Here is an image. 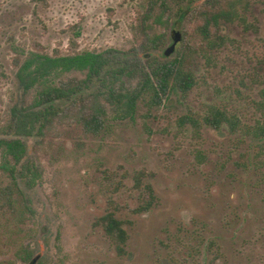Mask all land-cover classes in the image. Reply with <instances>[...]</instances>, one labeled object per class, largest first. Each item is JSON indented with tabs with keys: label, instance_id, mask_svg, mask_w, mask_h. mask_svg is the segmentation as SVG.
Masks as SVG:
<instances>
[{
	"label": "rangeland",
	"instance_id": "obj_1",
	"mask_svg": "<svg viewBox=\"0 0 264 264\" xmlns=\"http://www.w3.org/2000/svg\"><path fill=\"white\" fill-rule=\"evenodd\" d=\"M188 1L194 9L172 26L167 15L157 21L151 0H0V137L13 108L32 100L17 79L30 51L114 50L143 61L149 38L165 35L154 52L163 59L178 30L170 55L185 53L197 79L185 98L172 94L151 110L138 101L129 117L108 106L97 135L67 118L28 137L38 177L17 184L0 171V264H264V138L177 123L209 103L248 125L263 118L254 102L264 87V0L242 1L241 18L210 26L215 46L202 32L215 0ZM147 184L155 205L138 212ZM114 208L129 236L125 255L100 224Z\"/></svg>",
	"mask_w": 264,
	"mask_h": 264
},
{
	"label": "trees",
	"instance_id": "obj_2",
	"mask_svg": "<svg viewBox=\"0 0 264 264\" xmlns=\"http://www.w3.org/2000/svg\"><path fill=\"white\" fill-rule=\"evenodd\" d=\"M151 1L154 7L160 8L157 21L162 23L167 15L166 23L172 26L194 9L190 1ZM224 1L226 4H223ZM242 1L247 0H215L216 8L211 7L204 12L202 32L212 46L220 43L216 44L211 38L208 28L217 26L220 19L233 21L241 18L237 4ZM223 39L219 37L221 43ZM166 40L165 35L149 38L143 46V61L140 58L133 62L118 58L114 50L55 55L30 51L18 63L17 79L20 89L25 94L33 93V97L30 102L12 110L6 136L0 137V171L7 173L17 184L24 178L26 183L33 182L38 172L27 160V138L42 135L57 119L71 118L80 123L87 133L97 135L105 127L108 106L114 107L125 118L135 113L138 101L151 110L161 106L172 94L185 98L197 83L196 75L185 53L178 52L173 57L164 53L163 59L154 54L162 49ZM73 71H84L85 77L81 80L69 78L67 74ZM260 93L262 98L254 103L263 118L253 125L242 122L240 116L227 106L215 103L207 104L202 112L189 110L177 119V123L179 127L189 126L197 133L202 127L217 130L226 127L232 133L241 132L261 140L264 138V87ZM136 185H141L138 178ZM146 192L147 198L136 209L138 212L148 211L155 205L156 194L151 184L146 185ZM7 194L11 199V189L7 190ZM117 210L114 208L106 212L100 218V224L118 254L125 255L129 236L124 222L117 217ZM31 255L29 253L28 258Z\"/></svg>",
	"mask_w": 264,
	"mask_h": 264
},
{
	"label": "water",
	"instance_id": "obj_3",
	"mask_svg": "<svg viewBox=\"0 0 264 264\" xmlns=\"http://www.w3.org/2000/svg\"><path fill=\"white\" fill-rule=\"evenodd\" d=\"M181 39V32H179L178 30L174 31V41L173 43L165 50V55L169 56L170 54H172V52L175 50V47L178 43V41Z\"/></svg>",
	"mask_w": 264,
	"mask_h": 264
}]
</instances>
